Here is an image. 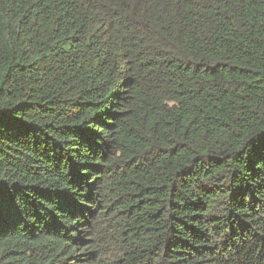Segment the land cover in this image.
I'll use <instances>...</instances> for the list:
<instances>
[{
	"label": "trees",
	"instance_id": "16d2710c",
	"mask_svg": "<svg viewBox=\"0 0 264 264\" xmlns=\"http://www.w3.org/2000/svg\"><path fill=\"white\" fill-rule=\"evenodd\" d=\"M0 264H264V0H0Z\"/></svg>",
	"mask_w": 264,
	"mask_h": 264
}]
</instances>
